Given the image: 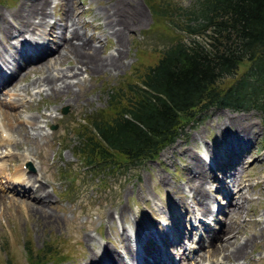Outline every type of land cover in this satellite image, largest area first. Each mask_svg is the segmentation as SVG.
Wrapping results in <instances>:
<instances>
[{
  "label": "rangeland",
  "instance_id": "1",
  "mask_svg": "<svg viewBox=\"0 0 264 264\" xmlns=\"http://www.w3.org/2000/svg\"><path fill=\"white\" fill-rule=\"evenodd\" d=\"M31 1L33 0H0V15L4 14V23L6 21L7 25L9 24L6 29L2 24L0 28V49L6 55L16 48L12 47L6 38L8 34L13 33L14 36L12 35L10 39L11 42H15L21 38L17 29L27 28L22 24L18 14L19 7ZM169 1L174 6H186L192 2V0ZM47 2L45 19L47 23L42 26L44 31L48 30V24L52 22L61 24L65 21L68 26L72 22L69 18L73 17L79 32L97 46L98 59L103 60L113 52L120 53L121 67L117 70L106 67L103 70L88 68L83 71V77L71 79L70 93L63 92L57 95L45 90L36 93L39 88L33 89V85H30L31 90L26 94L27 98L16 102L14 107L5 109L8 112L5 116L2 115L3 125L19 126L21 135L13 131V139L10 142H7V137L5 141L0 140V264H29L25 244L30 245L35 252L46 245L52 247V256L41 264H83L90 254L91 245L96 250L99 249L96 240L86 239L87 234L101 235L102 237L98 238L105 241L111 250L119 247V242L120 247L125 249V242L113 221L114 213L124 224L130 222L129 215L135 216L139 224L148 220L151 228L155 230H157L155 218H167L165 214L173 209L176 211L172 212L182 214L187 205L190 209L194 207L193 201L197 207L191 210L198 212L199 216L206 215L201 211L203 208L199 203V197L190 189V168L194 170L197 168L196 157L199 155L203 158L207 152L212 155L211 157L217 155L218 159L220 153L234 149L236 152L228 156V161L230 164L237 161L235 177L240 183L238 188L246 185L242 190L247 197L238 199L241 207L229 218L231 220L227 219V225H232L231 231L242 226L239 233L234 232L233 239L237 238L236 240L240 242L247 237L253 238L247 246L246 256L240 257L234 264H264L263 114L254 108L244 111L228 107H210L197 121L187 122L182 133L165 146L155 159L147 160L139 166L127 167L126 170L118 169L107 174L100 171L94 173L79 161L78 155L74 152L78 140L75 133L78 121H83V116L105 106L107 90L110 87L130 75L135 78L141 67L153 63L159 50L174 40V31L165 27L167 20L164 22L159 18L155 21L149 0ZM108 22L111 24H107ZM114 26L123 29L120 33L121 46L117 42V37L111 34ZM17 36L19 37L15 38ZM65 37L71 39L74 44L79 42L78 39H72L69 29H65ZM56 40L57 38H54V41L51 40L49 43L51 53L57 48ZM16 56L19 60L17 54ZM47 57L53 56L50 54ZM75 61L74 57L67 55L60 62L53 61L52 67L63 69L74 65ZM25 72L22 71V74ZM40 73L39 69L30 70L26 75L13 79L9 87L2 91L4 96H0V99L15 102L17 99L13 94L14 86L24 85ZM29 116H36L38 125H34ZM51 124L54 127H51ZM21 152H28L29 155V160L24 163L20 157ZM241 152L244 159L239 156ZM211 163L214 161L211 160ZM209 164L200 168L204 169L201 180L207 189L210 187L207 196L210 200L213 199L214 207L219 205L225 209L222 213L215 212L217 222L214 224L219 231L220 227L226 224L225 219L229 215H226V212L229 209L224 192L221 193L218 187L214 188L216 184L211 177L214 176L213 169ZM20 165L32 176L29 183L30 195L13 192L4 187L12 185L8 178L12 181L11 177ZM217 174L226 178L222 169H219ZM69 176H75L72 186ZM218 185L220 188L221 182ZM185 189L188 190L187 193ZM33 194L49 200L37 203L34 201L36 196L32 198ZM157 199L163 204L161 209H157L153 204ZM212 202L209 205L212 206ZM36 208L42 212H33ZM188 224L186 222L185 226ZM140 229L142 228L137 231L142 233ZM202 249L200 256H203V260L200 262L199 259L200 263L206 261L205 259L211 262L219 258V255L214 253L208 255L211 249L216 252L213 246ZM119 253L121 255L120 251Z\"/></svg>",
  "mask_w": 264,
  "mask_h": 264
},
{
  "label": "trees",
  "instance_id": "2",
  "mask_svg": "<svg viewBox=\"0 0 264 264\" xmlns=\"http://www.w3.org/2000/svg\"><path fill=\"white\" fill-rule=\"evenodd\" d=\"M149 4L155 21L167 20L174 40L135 78L110 87L105 106L78 121L74 152L94 173L156 158L187 122L213 106L254 108L264 119V0ZM74 179L69 176L71 186ZM25 251L29 264H41L53 253L50 245L35 252L25 244Z\"/></svg>",
  "mask_w": 264,
  "mask_h": 264
},
{
  "label": "bare ground",
  "instance_id": "3",
  "mask_svg": "<svg viewBox=\"0 0 264 264\" xmlns=\"http://www.w3.org/2000/svg\"><path fill=\"white\" fill-rule=\"evenodd\" d=\"M48 0H33L31 3H24L22 7H19V16L22 20V24L25 25L27 28L25 30H18L17 33L20 34L23 38L20 40L17 39L15 42H11L10 37L13 35V33H9L6 37L9 39V42L11 46H15L18 41L25 46V49H23L20 52V56L22 58V63L17 59L16 53L17 51H13L11 53H7V55L2 52L0 49V64L8 65L12 63V71L11 74L4 75L0 68V89H2L4 86L5 88L7 81L14 75V79L20 78L22 75H26L28 71L39 69L41 71L40 74H37L38 76L31 78L29 82H27L24 85H20L18 87L14 86L13 94L15 96V99H17L15 102L6 100L1 98L0 99V140L5 141V138L7 137V142H10L12 138V132L14 131L15 134H20L19 126L11 125V127H8L7 125H3L4 123V116L8 112V107L15 106V103L18 101H22L23 99L27 98L29 94L30 85H33L34 87H38L39 89L36 90V93L45 90L48 93H56L57 95L60 93H70L71 92V79L73 78H81L83 77V71H86L88 68H92L94 70H103L105 67L110 69H119L121 67V60L120 53H112L109 56H107L105 59L100 60L98 59V48L97 46L93 45L89 39L85 38L84 34H81L79 30L76 27V22L73 21V17L69 18L72 22L70 25L67 26V23L64 21L63 23H52L49 26L50 33L49 37L54 41V38H57L55 41V44L57 45V48L53 53H51V49L48 50L44 48H40L38 45H33L34 42H38L37 37L38 35H42L43 30V24L45 23L46 19V5L48 4ZM4 15V14H3ZM3 15H0V28L1 24L3 25V28H7L8 25L3 20ZM68 15V14H67ZM9 18V17H8ZM31 18V19H30ZM30 19V21H27ZM36 19H39L38 21H35ZM107 24H111L108 22ZM56 27V29H55ZM2 28V29H3ZM65 29L70 30V33L72 34V39H78V44L72 43L69 39H66L65 37ZM123 29L117 28V26H114L113 31H111V34L115 35L117 37V42H119V46L122 44V38H120V33ZM5 31V30H4ZM8 32V31H7ZM56 32L55 35H52ZM52 35V36H51ZM19 36L15 37L18 38ZM1 38V37H0ZM14 44V45H13ZM119 52H121V49L119 48ZM47 51L46 55L43 57V53ZM52 55L53 57H47L49 55ZM67 55H71L76 59V63L74 65H69L66 67L57 69L53 66V61L60 62L62 58H65ZM47 57V58H46ZM70 58V57H69ZM64 60V59H63ZM70 62V61H69ZM66 63V62H65ZM70 64V63H69ZM55 66V65H54ZM62 67V66H61ZM44 68H46L44 71H42ZM22 71H26L24 74H22ZM90 72V71H89ZM88 72V73H89ZM30 73V72H29ZM80 75V77H79ZM79 81V80H78ZM83 81V80H81ZM74 83V82H73ZM22 92H25L22 93ZM2 93V91H1ZM11 94V93H10ZM33 95V94H32ZM71 98V97H70ZM72 101V100H71ZM13 106V107H14ZM18 114V112H15ZM10 114V113H9ZM12 114V113H11ZM4 115V116H2ZM8 115V114H7ZM9 117V116H8ZM20 117V116H18ZM6 118V117H5ZM29 118L33 121L34 125H38V122L36 120V116H29ZM10 120V119H9ZM7 120V121H9ZM21 122V121H20ZM9 124V123H8ZM13 129V130H12ZM5 132L4 136H2V133ZM27 134V133H26ZM19 136V135H18ZM26 136V135H25ZM242 136V135H241ZM5 143V142H4ZM18 144L19 142H15ZM26 150V149H25ZM29 152V151H28ZM28 152H21L20 157L22 160V163L29 160ZM32 152V151H31ZM33 153V152H32ZM208 155V156H207ZM206 156L199 155L196 157V166L195 170L193 168H190L189 171V181L191 183L190 189L192 190L193 194L197 195L199 203L202 205V213L203 214H212L211 205H209L210 202L213 201V199H209L207 196V193H210V190L206 185L202 182L201 178H203V172L204 169H200L204 167L207 164L208 161L211 162V160L214 161L212 165H216V157H211L209 154ZM242 158L244 159V155H242ZM245 161V160H244ZM242 160V162H244ZM21 163V164H22ZM236 163V162H235ZM7 166V165H6ZM10 168V167H9ZM1 169V166H0ZM237 166H232V170L229 171V181L226 182V184L221 183L220 189L228 188V195L230 196V200L227 203V209L228 212H226V224L220 227L219 231L214 232L210 227L209 224L205 223L203 220L199 219L201 222V226L204 231H207V240H204L203 238H198L197 243V249L205 246H213L216 249V252L214 249H211L208 255H212L213 253L216 255H219L216 259V261L212 260L211 262H206L205 264H234L235 261H237L240 257L246 256V250L247 246L250 244V242L253 240L252 237H247L243 241H237L233 239L235 237V231L238 232L239 229H242V226L240 228L236 227L235 231H231L230 226L227 225V219L231 218L234 213L241 207V203L238 201V199H241L243 197H247V195L244 194V191L242 190V187L246 185H242L238 188V185L240 184L237 182V177H235ZM3 170V169H2ZM198 176H197V175ZM193 176L195 178H193ZM198 177V178H197ZM212 178H215V176H211ZM12 178V185L9 187L13 190L17 189V183L21 182V187L25 190L27 188H31L29 183H31L32 176L28 175L25 170H23L22 166L20 165L17 167L13 173ZM17 182V183H16ZM23 183V184H22ZM238 183V184H237ZM8 187V188H9ZM247 188V187H246ZM240 189V191H239ZM246 191V190H245ZM14 192V191H13ZM246 193V192H245ZM221 194V193H220ZM238 194V197H237ZM48 197V196H47ZM203 198V199H202ZM234 198V199H231ZM202 199V200H200ZM49 199L44 198L43 196L40 197L39 195H36V198L34 199L37 203H43L48 201ZM248 202V201H247ZM235 206V207H233ZM243 208V207H242ZM219 210V207L217 208ZM240 211V210H239ZM242 211V210H241ZM33 212H42L38 208L33 210ZM192 210L193 217L199 216L198 212H194ZM240 213V212H239ZM41 215H46L44 213H41ZM53 215V214H52ZM55 216V215H54ZM209 216V215H207ZM238 216V215H237ZM47 217V215L45 216ZM201 217V215L199 216ZM241 217V215H240ZM53 219V218H52ZM231 220V219H229ZM233 220L236 221L235 217H233ZM238 221H236L237 223ZM186 224V223H185ZM231 224V223H230ZM235 224V223H234ZM236 225V224H235ZM234 225V226H235ZM193 229H196V226H192ZM131 232L130 235H132V230L128 229L124 225H122V229L120 232V237L125 242V249L126 252L129 254L131 258H134V250L133 246L130 242V237L128 231ZM138 232V231H137ZM140 232L144 233L137 238L132 237L131 240L145 238V242L141 246L140 251V259L146 263V264H155L158 260H161L163 258H168L169 254L167 251H164L162 249L163 243H171L170 248H173L177 242L172 241L171 239L168 240L165 237V234H163L160 230H155L152 228H149L145 225H143L142 229H140ZM239 233V232H238ZM180 232L176 235V239L178 240L180 238ZM239 236V235H238ZM232 237V239H231ZM239 238V237H238ZM87 240H96V236L92 234L86 235ZM105 240V239H104ZM91 242V241H90ZM147 244H151L152 247H147ZM101 245V246H100ZM218 245V246H217ZM90 254L88 257L85 258L83 264H126V259L123 257V255L119 253V251L116 249V252L108 248L106 245H102V243H99V249L96 250L92 245L90 247ZM114 252V253H113ZM114 255V257H113ZM113 260V261H111ZM226 260V261H225ZM186 260H183L182 264H186ZM171 260L169 261V263Z\"/></svg>",
  "mask_w": 264,
  "mask_h": 264
},
{
  "label": "water",
  "instance_id": "4",
  "mask_svg": "<svg viewBox=\"0 0 264 264\" xmlns=\"http://www.w3.org/2000/svg\"><path fill=\"white\" fill-rule=\"evenodd\" d=\"M63 111H65V109H63Z\"/></svg>",
  "mask_w": 264,
  "mask_h": 264
}]
</instances>
